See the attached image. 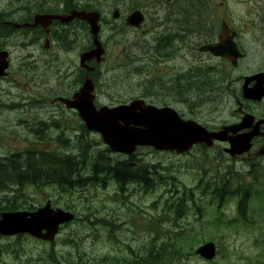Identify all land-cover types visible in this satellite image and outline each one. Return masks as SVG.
Segmentation results:
<instances>
[{"label": "flooded vegetation", "instance_id": "obj_1", "mask_svg": "<svg viewBox=\"0 0 264 264\" xmlns=\"http://www.w3.org/2000/svg\"><path fill=\"white\" fill-rule=\"evenodd\" d=\"M202 1L211 35L199 43L183 40L182 31L193 33L194 27L179 26L186 19H180L170 11L175 0L142 3L128 0H0V53L7 54L8 76L17 72L24 81V89L34 84L35 93L45 96V104L53 111H60L63 107L59 101L72 97L86 78L85 68L92 66V62L79 64L81 55L91 49L89 29L85 22L76 19L67 26L53 21L33 27V19L35 16H67L73 11L96 12L100 16L99 36L103 46L107 44V50L101 66L88 76L102 84V96L108 99L115 96L118 104L143 100L148 104L172 106L186 104L184 92L187 87H193L198 90L196 96L205 103V112L211 114L216 110L212 114L215 115L219 103L211 99L216 91L221 93L223 105L231 104L234 108L231 117L235 119L221 122L218 130L240 123L244 116H251L254 121L249 127L262 121L259 131L263 133L264 95L258 101L247 98L257 82L252 80L246 87L244 83L246 78L264 73V68L232 67L227 60L201 51L204 45L217 41L223 24L234 31L231 2L228 1L224 9V3L218 0ZM135 11L144 16L138 28L126 25L127 17ZM178 35L181 38H176ZM119 42L125 44V50L118 54ZM238 69L239 74H234ZM261 82L264 89V78ZM25 126L23 122L22 127ZM47 128L42 126L45 132L49 131Z\"/></svg>", "mask_w": 264, "mask_h": 264}, {"label": "rangeland", "instance_id": "obj_2", "mask_svg": "<svg viewBox=\"0 0 264 264\" xmlns=\"http://www.w3.org/2000/svg\"><path fill=\"white\" fill-rule=\"evenodd\" d=\"M142 2H146L148 0H137ZM221 0H218V2ZM234 4V11L236 15V18L238 16L242 15H249L253 13V11H260L264 9V0H232ZM261 18L259 20L253 19L250 23V21H247L248 28H250L252 25L255 29H253V36L256 40H251L248 38H245V41L243 43L244 49L248 53V57L250 59V65H256L259 63V61L264 56V13L261 14ZM252 24V25H251ZM247 28V29H248ZM120 49L117 50V53H119ZM29 88L31 91H35L34 84L29 85ZM7 92V86L6 85H0V101L7 102L13 100V98H10L8 96ZM14 92H18L14 90ZM187 105L190 107L192 104H194V98L184 96L183 98ZM9 110H12L10 113L6 114V116H0V159H4V157L8 156L10 154L20 152H25L26 150H31L33 148H45L46 146H50L52 140L50 139V134L53 133L55 136H57V131L53 129H49L48 132H45V130H41L44 135L41 137H38L37 135L30 133L29 129L35 128L36 123L42 119L47 118V114L44 109L43 102L37 103L33 108L27 107L26 109H22L20 106H16L13 108L11 105ZM198 106L194 104L193 110H197ZM70 113V112H68ZM68 113H65L64 120L70 124V126H75V122L73 120V117H71ZM24 121H27L30 123V127H22V124ZM36 122V123H34ZM25 123V122H24ZM19 124V125H18ZM51 131V133H49ZM55 133H54V132ZM97 142L98 139H95ZM101 143L99 140L98 143ZM85 145V144H83ZM154 158V164L160 163L161 166H170L173 170L172 175L177 178L179 183H182L183 185L187 187H194L195 184L199 186L198 181L200 180V174L201 172L198 170H194L193 172L189 171L190 167L186 165V161L183 158H179L175 155H169V154H160L155 153L153 154ZM261 165L260 173L261 177L257 180V183L254 185L255 181L248 175L244 176V181H241L243 184L249 183L254 187V193L253 198L250 201L249 204V212L248 216L249 219H252L255 221L250 226L241 225V224H231L230 227H226L227 223L225 220H223L224 226H221V235H223V242H222V252L223 253H229L226 255L227 260H223L226 264H251V258H248V261L246 260L247 257H253L257 255L262 250V257H261V263L264 264V224H263V216H264V197H260L262 193H264V158L259 161ZM242 162H237L236 166L239 167ZM258 164V165H259ZM240 170H245L246 168H243L242 166L239 167ZM246 174V173H245ZM186 175V176H185ZM195 178H194V177ZM188 177V178H187ZM198 178V180H197ZM197 180V181H195ZM195 181V182H194ZM237 182V181H236ZM234 182L232 184H237ZM202 183H204V179H202ZM214 184L216 186H219L220 182L219 180L214 181ZM178 189L181 190L182 186L178 185ZM32 189H29V195ZM165 188L163 186H159L156 190L153 191L150 195H143L142 196H132L129 197L127 200L124 199V203L126 205H121L119 202H117L114 198H105L106 195L104 192L100 190L92 191L90 194L85 191V188L80 189L79 192L70 194L69 196H64V201L60 200V202L57 204L58 207H64L65 202H68L69 205L72 207H75L77 211H81V214H88L86 208L83 209L84 203H89L93 207H90L91 210H98L99 208L96 206H99L100 203L105 201L106 208L102 211V213H108L109 214H116V219H118L121 223L124 222L123 216L127 214L128 211L133 210H142L141 216L142 218H136L135 222L137 224L135 231L138 234V237H148L146 234L142 233V229H140L139 224L145 225V223H152L155 219H161L162 224L164 228H167L170 226V224L166 221L165 214H167V208L165 205V199L169 196L164 193ZM53 191V189L45 190L44 192H50ZM198 195L201 194V190H198ZM207 193H209L207 191ZM35 195V194H34ZM33 197L32 195H30ZM258 196V197H256ZM2 195L0 194V198ZM11 198V194L9 195ZM80 197H85V200H82ZM37 202L35 200L30 201L31 203L35 204L37 207L44 202L39 200L37 197ZM134 204L131 205L129 204ZM151 204L152 208H151ZM197 205L201 206L199 216L197 217L195 213L197 214V207H191L190 211L187 214V217L184 218L179 222L180 225L185 226L187 228L193 227L196 230H198L199 227L202 226H218L220 224L219 220H222V217H219V215L216 212V206L212 203L211 199L209 197H204L200 201L196 203ZM222 213L225 215L226 220L234 219L237 216L236 213V204L235 201H229L224 207L221 209ZM97 215L94 214V216H91L90 220L86 222H80L72 225L68 228V231H66V234L72 230L73 233H75V238L72 240V246L70 245H59L55 246L54 250L57 252V256L59 255H71L75 256L76 252L79 250V244L77 237H81L84 234L88 233L84 226H96V218ZM117 221V222H119ZM214 222V223H213ZM126 227V224H123ZM121 225V229L124 230V226ZM115 231H119V228H114ZM203 232L206 230L202 228ZM93 231H100V238L107 244V249L118 253V247H117V241L113 240L112 243L107 240L112 239L114 237H117V233L114 232L110 234V232L105 233L104 230L101 228H98V230ZM126 233V238H132L133 236L128 233ZM207 233H210L208 231ZM262 234V235H260ZM210 235V234H209ZM216 235V233H215ZM137 237V236H136ZM257 237H260L258 240ZM261 241L263 243V247L261 245ZM80 250L85 252V260L89 261L91 264L95 263V260H98V258L101 256V252L103 250H106L105 246L100 242V240L94 238H88L85 241L80 240ZM73 247V248H72ZM23 248H28L31 250H39L42 248V250L49 251L50 248L47 246L36 244H28L23 243ZM99 248V249H98ZM41 250V251H42ZM3 254V247L0 250V256ZM217 260H222V256L217 257ZM247 262V263H246ZM221 263H223L221 261ZM154 264V263H151ZM187 264H202L200 260L191 259Z\"/></svg>", "mask_w": 264, "mask_h": 264}, {"label": "water", "instance_id": "obj_3", "mask_svg": "<svg viewBox=\"0 0 264 264\" xmlns=\"http://www.w3.org/2000/svg\"><path fill=\"white\" fill-rule=\"evenodd\" d=\"M79 18L87 21L91 26V34L95 50L89 55L82 57L85 59H95L100 61L102 50L97 41V21L96 13L80 14ZM142 17L139 12L129 16L127 25L138 26ZM225 30L220 36V42L217 45L208 46L205 50L214 55H227L232 62L241 57L235 44L231 39L225 37ZM93 87L90 81H86L82 90L74 97L68 107L78 111L79 117L85 123L89 131L99 133L103 142L112 152L132 153L136 146H152L155 150H177L183 151L186 144H192L201 140V134H197L191 123H182L171 120L165 115L163 110H156L152 107L143 106L141 102H133L129 106L116 109L96 110L92 104ZM218 139L225 141L221 135ZM250 138V137H248ZM232 149L228 150L230 154H239L249 150L248 139L236 138L228 140ZM72 219L71 215L61 212L53 213L46 207L30 218L25 214L11 216L4 214L0 220V230L7 234L9 229L6 225L10 223L13 228H20L18 232H28L36 237L45 240H53L59 224L68 222ZM7 229V230H6ZM42 230L46 231L45 236H40ZM211 246L207 247L210 251Z\"/></svg>", "mask_w": 264, "mask_h": 264}, {"label": "trees", "instance_id": "obj_4", "mask_svg": "<svg viewBox=\"0 0 264 264\" xmlns=\"http://www.w3.org/2000/svg\"><path fill=\"white\" fill-rule=\"evenodd\" d=\"M176 4L170 8V11L176 13L180 19L185 18V22L180 27H185L190 29L192 26L194 27L193 33L188 30L182 31V38L185 39H192L197 40L199 43L204 42L208 39L211 35L210 27H207L205 21V14L207 12L205 6L203 5L202 0H175ZM202 1V2H201ZM208 15V14H207ZM176 19H178L176 17ZM210 32V33H209ZM181 38L179 35L176 38ZM167 92V91H165ZM197 89L193 87H187L184 96L191 97L196 99ZM205 104V103H204ZM203 104V105H204ZM200 105L197 109L198 112L202 113L205 110V106ZM214 105V104H212ZM199 113V114H200ZM85 144V145H83ZM81 152L77 159L74 157L69 156H61L57 153H40L36 154L34 152H28L24 154V156H7L4 159H0V192L8 193L11 189H15L18 192L22 191V188H25L27 185H32L37 188H41L44 186H56V187H63L69 188L70 182L69 180L72 178H77L74 182V187H82L83 177L84 174L94 173V171L100 168V164L96 161L93 163L92 169L90 172L87 171L89 168V161L90 159L87 158L90 147L89 143L85 141V143L81 142ZM98 154L95 151V156ZM101 157H104L102 154ZM80 158V159H79ZM100 160V158H99ZM95 164V165H94ZM120 174L122 176L129 174L130 169L126 168L125 166L119 167ZM140 175V174H138ZM94 177V174H93ZM125 180V179H123ZM83 183V184H82ZM247 194L242 195V199H246ZM2 202L0 200V212L1 211H9L15 209V203L13 201ZM188 202V203H187ZM187 203V204H186ZM194 200H192V193L183 195V196H174L173 202L171 205H167V208L170 211H177L176 215L179 216L182 212V209H187L189 204H193ZM186 204V205H185ZM243 221H245L244 212L241 210L238 214ZM240 218V220H241ZM236 222V221H235ZM181 234H176V236H180ZM171 239L164 242L163 248L159 251L161 254L155 252L153 256L154 264H160V262L164 261L167 264H180L181 260L185 258L182 255L184 248L180 246L177 242L174 241L175 237H170ZM20 238L17 240V242ZM14 246V244H13ZM18 246L20 247L19 243ZM17 247V246H16ZM15 248V246H14ZM20 248H18L19 250ZM10 248L7 247L6 252L9 251ZM13 254L16 256L14 260L19 262L18 264H22L19 259H22L24 256L23 252L18 253L13 249ZM28 260L24 264H35L38 262V257L42 258L41 254H37L36 256L32 257L25 255ZM117 262L111 261L112 264H129L124 261V259L115 258ZM0 264H2L0 262ZM17 264V263H15ZM133 264H141V263H133Z\"/></svg>", "mask_w": 264, "mask_h": 264}, {"label": "bare ground", "instance_id": "obj_5", "mask_svg": "<svg viewBox=\"0 0 264 264\" xmlns=\"http://www.w3.org/2000/svg\"><path fill=\"white\" fill-rule=\"evenodd\" d=\"M139 44H140V43H139ZM193 47H194V46H193ZM163 88H164V87H163ZM47 129L49 130V129H51V128L48 127ZM8 156H9V155H8ZM6 157H7V156H6ZM4 158H5V157H4Z\"/></svg>", "mask_w": 264, "mask_h": 264}]
</instances>
